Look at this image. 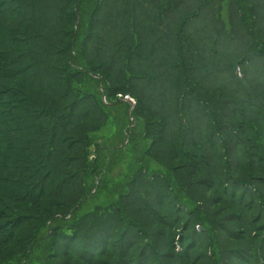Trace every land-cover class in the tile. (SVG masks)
I'll return each mask as SVG.
<instances>
[{"label": "trees", "instance_id": "1", "mask_svg": "<svg viewBox=\"0 0 264 264\" xmlns=\"http://www.w3.org/2000/svg\"><path fill=\"white\" fill-rule=\"evenodd\" d=\"M0 264H264V0H0Z\"/></svg>", "mask_w": 264, "mask_h": 264}, {"label": "rangeland", "instance_id": "2", "mask_svg": "<svg viewBox=\"0 0 264 264\" xmlns=\"http://www.w3.org/2000/svg\"><path fill=\"white\" fill-rule=\"evenodd\" d=\"M236 45V47H238V49L240 48L239 45H237L236 43H234ZM115 173L111 174L112 176H114V178H118L121 175H124L126 173V167L124 164L118 163L115 167Z\"/></svg>", "mask_w": 264, "mask_h": 264}]
</instances>
